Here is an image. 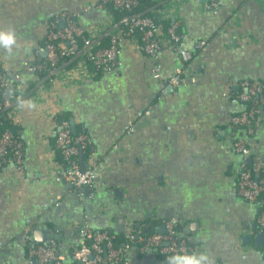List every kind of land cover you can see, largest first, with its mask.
Wrapping results in <instances>:
<instances>
[{
    "label": "crops",
    "instance_id": "obj_1",
    "mask_svg": "<svg viewBox=\"0 0 264 264\" xmlns=\"http://www.w3.org/2000/svg\"><path fill=\"white\" fill-rule=\"evenodd\" d=\"M98 3L0 0V78L7 75L23 93L8 110L25 168L22 174L11 163L0 165V264H38L28 246L50 239L61 264H73L70 252L84 223L116 236L131 230L127 264H264V246L255 240L259 204L235 190L242 164L264 170V110L251 133L229 122L240 109L233 101L237 84L264 81V0H220L216 13L203 11L201 0H185L170 18L193 52L177 87L153 79L152 60L127 39L113 73L87 77L71 62L36 84L26 63L38 50L45 58L48 23L76 16L86 33L100 34L113 16ZM200 40L206 44L195 50ZM161 55L167 78L182 62L167 45ZM62 113L88 137L84 166L98 163L82 194L58 179L55 117ZM234 134L251 146L249 155L233 152ZM166 221L193 246L189 261L137 246L143 232L159 233Z\"/></svg>",
    "mask_w": 264,
    "mask_h": 264
},
{
    "label": "built area",
    "instance_id": "obj_2",
    "mask_svg": "<svg viewBox=\"0 0 264 264\" xmlns=\"http://www.w3.org/2000/svg\"><path fill=\"white\" fill-rule=\"evenodd\" d=\"M185 0H163L161 6L154 10L158 18L169 20L178 13L180 5ZM202 9L205 12L216 13L220 0H201ZM140 0H99L98 8H105L106 4L123 11L130 12L139 5ZM173 16V17H172ZM113 19V18H112ZM121 24V26L119 25ZM180 26V27H179ZM179 22L173 20L166 26L165 33L161 32V25L155 17L143 15V13H131L122 17L118 22L113 19L109 26L100 34H88L78 23L76 16H67L63 27L58 28L56 21L52 20L47 25V32L43 49L46 52L44 65H33L26 63V69L35 74L37 70L47 69V75L36 84L43 85L51 80L53 75L63 70L71 62L79 63L85 76L90 77L94 73L86 65L91 61L102 73H113L120 65L119 55L121 43L126 39L130 43H136L152 60L151 76L159 81H167L173 87L183 83V73L190 68L193 52L185 49L183 44L184 35L180 30ZM126 30L128 37L123 36L122 31ZM106 37L109 44L99 47L101 38ZM203 40L195 44V50L205 46ZM167 45L180 58L182 65L175 69L173 75L163 77L162 51ZM18 78V75H15ZM238 92L234 95L233 101L238 103L240 109L229 113L230 126L233 129L244 130L248 133L261 124L258 117L260 110H264V81L241 80L237 84ZM23 97V93L17 82L10 81L7 75L0 78V110L8 109ZM251 103L248 107L247 103ZM55 132V147L63 159V165L58 172V179L66 183L80 194L90 189L95 178L98 163L87 165L84 169L79 162V152L88 146V137L84 133L76 137L71 136V126L67 120H57ZM233 152L245 157L250 154L249 146L238 134L233 135ZM92 154V153H91ZM90 156V155H89ZM13 164L22 174L25 171L23 163V143L16 139L13 134L6 130L0 135V165ZM236 193L243 200L259 204V211L256 217V229L264 233V170L246 168L241 165L239 179L235 185ZM90 197L93 193L90 192ZM80 240L74 244L70 252L73 264H127L126 255L130 249V243L134 241V234L127 229L124 237L129 241L122 248H116L113 240L116 235L106 231H93L87 223L80 229ZM143 242L142 248H155L164 255L180 254L189 261L193 246L185 240L178 238L175 232L174 221L164 223L163 233H153L140 239ZM28 256L37 260L38 264H61L62 257L58 254L57 244L53 239L43 244L29 245ZM105 254V255H103Z\"/></svg>",
    "mask_w": 264,
    "mask_h": 264
},
{
    "label": "trees",
    "instance_id": "obj_3",
    "mask_svg": "<svg viewBox=\"0 0 264 264\" xmlns=\"http://www.w3.org/2000/svg\"><path fill=\"white\" fill-rule=\"evenodd\" d=\"M163 0H140L139 5L137 7H135L134 9H132L130 12L127 11H123L120 10L118 8L113 7L111 4H106L105 8L111 13V15L113 16V19L115 20V22H118L122 17H124L125 15L131 14V13H143V15H149L152 17H155V19L159 22V24H162L164 26H167L168 23L171 21V19L169 20H165V19H161L158 18V14H154V10L158 9L161 4L160 2ZM121 26V24H119ZM123 36L128 37L129 35L126 33V30L122 31ZM44 44V42H43ZM109 44V40L106 37H103L99 47H106ZM42 46V45H40ZM45 63V58L40 54V51H37V54L35 55V57L33 58V60L31 61V64L33 65H44ZM88 69L90 71H92L94 74V77H98L102 74V71L100 68H97L93 63H91V61H87L86 63ZM47 75V69L44 67L40 70H37L35 72V78L36 80H41L43 79L44 76ZM34 84L31 83L30 87L33 86ZM247 106L250 107L251 103H247ZM10 111L8 109H2L0 110V135L2 133H4L6 130H9L14 137H16V139L20 138V133H19V127L17 125H15L12 121V119L10 118ZM259 117V114H258ZM67 120L69 122V118L67 117V115L65 113L59 114L57 116V120ZM83 133V131L80 130V128H74V131H71V136L72 137H76L78 134ZM83 156L85 159H87V156L90 152V149L88 148H84L83 150ZM61 163L63 165V159L61 157V155L59 154V152L57 151ZM258 232V231H257ZM153 233H157L156 231L150 229V231L148 232H143L142 237L145 238L148 235H151ZM141 234V233H140ZM129 241L124 237L123 234H120L118 236H116V238L113 240V244L116 248H122L124 247L126 244H128ZM140 245H142V241L138 242V245L140 247ZM105 255V254H103ZM51 264H55V263H51Z\"/></svg>",
    "mask_w": 264,
    "mask_h": 264
},
{
    "label": "water",
    "instance_id": "obj_4",
    "mask_svg": "<svg viewBox=\"0 0 264 264\" xmlns=\"http://www.w3.org/2000/svg\"><path fill=\"white\" fill-rule=\"evenodd\" d=\"M64 24H65V22H64L63 19H57V20H56V25H57L58 28L63 27ZM43 54L46 55V52L43 51ZM71 123H72V124H71V130L74 131V125H73L74 122L72 121ZM79 159H80L81 167L84 169L85 166H84V161H83V151H82V150H80V152H79ZM163 232H164V226H162V227L159 228V233H163ZM35 233H36V232H35ZM45 234H46L45 231H43V232H42V235H43V236H42V239H43V240H46V238H47V237H45V236H46ZM43 240H42V241H43ZM255 240H256V242H257L259 245L264 246V233H260V232H258V233L255 235Z\"/></svg>",
    "mask_w": 264,
    "mask_h": 264
},
{
    "label": "clouds",
    "instance_id": "obj_5",
    "mask_svg": "<svg viewBox=\"0 0 264 264\" xmlns=\"http://www.w3.org/2000/svg\"><path fill=\"white\" fill-rule=\"evenodd\" d=\"M3 39L6 44L11 42V36H4Z\"/></svg>",
    "mask_w": 264,
    "mask_h": 264
}]
</instances>
